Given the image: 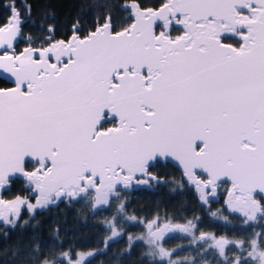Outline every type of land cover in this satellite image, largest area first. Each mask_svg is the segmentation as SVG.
Listing matches in <instances>:
<instances>
[{"label":"snow or ice","instance_id":"snow-or-ice-1","mask_svg":"<svg viewBox=\"0 0 264 264\" xmlns=\"http://www.w3.org/2000/svg\"><path fill=\"white\" fill-rule=\"evenodd\" d=\"M5 7L0 75L14 86L0 87V190L19 178L35 203L0 192V222L16 227L23 208L65 199L108 205L133 182L159 183L151 169L171 158L204 204L223 189L214 217L264 228V0H130L123 21L105 6L67 38L49 25L22 49V13ZM143 223L156 264H201L209 252L219 264H264V231L245 242L196 236L193 221ZM176 232L190 234L201 260L164 248ZM94 255L38 264H90Z\"/></svg>","mask_w":264,"mask_h":264},{"label":"trees","instance_id":"trees-1","mask_svg":"<svg viewBox=\"0 0 264 264\" xmlns=\"http://www.w3.org/2000/svg\"><path fill=\"white\" fill-rule=\"evenodd\" d=\"M130 0H0V23L9 16L10 9L5 5L15 3L17 10L26 18L23 25L25 38L19 41V48L26 45L29 35L36 37L45 33L49 25L55 29L57 39L71 35L73 24L78 20L91 23L105 6L112 12L114 19L123 21L128 13L121 11ZM145 6L158 7L159 0H143ZM25 5L30 8L29 11ZM2 86L8 83L1 79ZM176 177L175 174H166ZM3 195L6 198L30 196L26 185L17 179ZM194 196L179 195L172 187L150 190L131 197V202L110 203L94 208L87 201H62L37 208L29 213L22 209L21 219L16 227L0 224V264H38L43 258L52 260L54 255L69 252L73 258L80 254L95 253L89 257L90 264H156L147 255L139 240L145 221L157 216L178 219L183 216L209 217L205 205L198 203ZM189 202V203H184ZM123 205V208H121ZM215 204L212 206L214 207ZM135 217V219H130ZM210 218V217H209ZM229 223L221 221L204 223V228H214L216 232L227 235L230 240L245 241L253 232L264 231L257 225L244 230L239 218L228 214ZM207 220V219H206ZM264 223V222H260ZM116 224L118 236L112 237L110 225ZM112 237L111 239H109ZM131 238V239H130ZM107 242V245H106ZM232 254L230 253L229 256ZM191 260H201L196 251L193 256H183ZM158 260V258H156ZM220 258L206 255L201 264H219ZM88 264V261H85Z\"/></svg>","mask_w":264,"mask_h":264},{"label":"flooded vegetation","instance_id":"flooded-vegetation-1","mask_svg":"<svg viewBox=\"0 0 264 264\" xmlns=\"http://www.w3.org/2000/svg\"><path fill=\"white\" fill-rule=\"evenodd\" d=\"M7 83H8V85H6V86H9L11 84L10 82H7ZM108 126H111V125H108ZM151 172H152V175L156 176L159 179V183L153 181L149 185L133 184V186H131V188L122 190L119 193L120 199L114 198L111 200L110 203H126L124 200L131 202V200H129V198L134 197V196L136 197L137 195H141L142 192L144 193V192H148L150 190H155V189L162 190V188L172 187L175 190H177V193L181 196L183 195L186 198L190 197V196H194V198L197 199L198 203H201L202 205L206 206L207 215L210 218L209 217L203 218V217H197V216H188V217L183 216L182 218L179 217L178 219H174V218H166V217L157 216L151 220H155L159 217V220L161 222H166V223H170L173 225H184L187 221H193L196 224V228L199 229V231H197L195 233L196 236H199L201 232L208 233V234H215L217 237L227 236L221 232L220 233L216 232V230L214 228H208V229L204 228L205 222L207 223V225H211V226H212V223H210V222H214V221H221V222L225 223L224 220L218 219L217 217H214L212 215V213L217 212V210L223 211V209H224V196H225V194L223 192V189H221L218 192L216 198H210L211 202L206 205L203 203V201H201L199 193L195 189V187L190 185L183 178L182 170L176 164L172 163L169 160H167V161L161 160V162L158 165L154 166L151 169ZM166 174H175L176 177L167 176ZM225 187H227V185H225ZM31 195L34 196L35 194L33 192H31ZM62 201H68V200H66V199L61 200V201L56 202V203H60ZM78 201H80V200H78ZM71 202H74V201H71ZM184 203H189V202L184 201ZM214 204H215V206L212 207ZM228 214H229L228 212H223V215L228 216ZM151 220H148V221H151ZM145 235H146V227L144 224L143 225V233H142V235L139 236V240L141 241L142 245L145 248V252L148 255L149 246L146 244V242H144L142 239H140L141 237H143ZM227 238L230 239L228 236H227ZM163 246L167 251H170V252L171 251H178L180 249H185L184 251H180L179 256L174 257V259H180V257H183V256H193L194 254H196V251L200 255L203 252V249L198 248V245L193 242L190 234L181 233V232L169 234V237L166 238V241L163 243ZM205 247H207V246L205 245ZM207 255H214V254L209 252Z\"/></svg>","mask_w":264,"mask_h":264},{"label":"water","instance_id":"water-1","mask_svg":"<svg viewBox=\"0 0 264 264\" xmlns=\"http://www.w3.org/2000/svg\"><path fill=\"white\" fill-rule=\"evenodd\" d=\"M23 19H24V21H26V18H24V17H22ZM23 36H24V34H23ZM24 38H25V36H24ZM0 79H4V80H6L7 82H10L11 84L9 85V86H1L0 85V87H12V86H14L13 85V81H12V79L10 78V77H8V75L7 74H3V75H0ZM169 161H171L172 163H174V164H176L177 166H178V163L176 162V161H174V160H172L171 158H169L168 159ZM181 170H182V168L180 167V166H178ZM183 178L186 180V178L183 176ZM133 184H135V182H133ZM9 188V187H8ZM7 188V189H8ZM131 188V187H130ZM6 189V190H7ZM129 189V188H128ZM4 191L5 190H0V192H2V194L4 193ZM4 196V195H3ZM4 198L5 199H12V198H6L5 196H4ZM57 202H59V201H57ZM0 224H3L2 222H0Z\"/></svg>","mask_w":264,"mask_h":264},{"label":"rangeland","instance_id":"rangeland-1","mask_svg":"<svg viewBox=\"0 0 264 264\" xmlns=\"http://www.w3.org/2000/svg\"><path fill=\"white\" fill-rule=\"evenodd\" d=\"M21 197L26 198L27 200H29V202H31V203H33V204L35 203V199H31L30 196H28V195L21 196Z\"/></svg>","mask_w":264,"mask_h":264}]
</instances>
